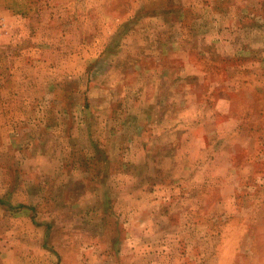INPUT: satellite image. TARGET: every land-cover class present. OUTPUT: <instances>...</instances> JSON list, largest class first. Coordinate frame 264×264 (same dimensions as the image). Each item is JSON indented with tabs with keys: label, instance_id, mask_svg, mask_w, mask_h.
I'll use <instances>...</instances> for the list:
<instances>
[{
	"label": "rangeland",
	"instance_id": "1",
	"mask_svg": "<svg viewBox=\"0 0 264 264\" xmlns=\"http://www.w3.org/2000/svg\"><path fill=\"white\" fill-rule=\"evenodd\" d=\"M0 264H264V0H0Z\"/></svg>",
	"mask_w": 264,
	"mask_h": 264
},
{
	"label": "crops",
	"instance_id": "2",
	"mask_svg": "<svg viewBox=\"0 0 264 264\" xmlns=\"http://www.w3.org/2000/svg\"><path fill=\"white\" fill-rule=\"evenodd\" d=\"M193 182L191 183V188L190 189H193L194 190V192H192V194H194L196 196V194H195L196 193V189H199V186L195 185Z\"/></svg>",
	"mask_w": 264,
	"mask_h": 264
}]
</instances>
